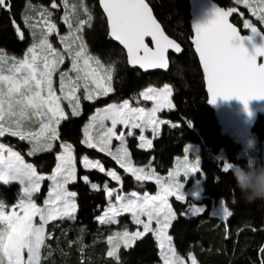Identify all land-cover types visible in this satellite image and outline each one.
I'll use <instances>...</instances> for the list:
<instances>
[{
    "label": "snow or ice",
    "instance_id": "snow-or-ice-1",
    "mask_svg": "<svg viewBox=\"0 0 264 264\" xmlns=\"http://www.w3.org/2000/svg\"><path fill=\"white\" fill-rule=\"evenodd\" d=\"M235 3L242 4L264 24V0H235ZM98 5L106 17L108 35L126 50L129 65L144 71L167 70L170 51L182 52L181 45L165 33L147 0H98ZM12 9L11 0H0V12L10 14L15 33L24 40L25 32L11 16ZM61 9L63 15L59 19L67 29L63 34L55 19ZM237 11L235 7L224 10L214 6V18L195 25L191 43L202 67L208 103L215 104L218 97L225 100L235 97L247 108L249 100L264 99V63L258 62V57H264V47H255L254 53L245 47L243 41L252 37L242 36L229 22ZM93 19L86 0H50L47 6L27 0L22 21L31 36L30 46L22 57L0 50V138L16 137L27 142L29 157L55 152V167L45 174L27 162L14 146L0 142V183L20 185L16 203L9 206L0 200V264H44L47 257L43 253L50 248L47 241L53 236L49 225L56 227L53 222L77 218L78 194L69 185L78 179V156L74 145L62 139L60 131L62 122L69 119L65 104L71 109V116L77 117L81 115L82 100L95 101L114 92L112 65L105 67L100 58L89 52L84 39L86 29L93 27ZM243 28L258 33V27L248 19L243 20ZM66 62L69 66L62 67ZM145 102H151V106H145ZM175 107L170 84L149 86L138 96L97 108L83 126L82 145L110 157L141 187L145 181H152L157 187L155 194L125 192L124 181L116 169L106 168L102 160L88 155L79 157L83 169L103 173L118 185L111 187L107 180L103 183L107 205L96 217L97 222L121 225V218L127 215L135 226L131 231L125 223L107 236V256L115 264H121V249L132 248L148 234L158 244L162 264H188V261L198 264L191 252L187 260L178 253L169 229L177 219L170 198L186 203L178 177L199 172V160L189 159L186 146L183 155L175 158L174 167L163 176L152 167L151 161L137 166L129 151V138L138 139L140 149H151L153 139L161 133V125L178 127L160 117L165 110L172 111ZM148 132L153 139L148 138ZM230 168L226 163L222 171L229 173ZM79 179L90 184L92 190H101V185L92 183L88 175ZM46 181L47 192L40 204L37 197ZM221 207L220 219L225 222L227 239V222L233 212L223 200ZM202 212V208L188 205L182 215L199 216ZM259 252L260 264H264V247Z\"/></svg>",
    "mask_w": 264,
    "mask_h": 264
},
{
    "label": "trees",
    "instance_id": "trees-1",
    "mask_svg": "<svg viewBox=\"0 0 264 264\" xmlns=\"http://www.w3.org/2000/svg\"><path fill=\"white\" fill-rule=\"evenodd\" d=\"M213 1L225 10L235 7L243 13L241 18L236 14L231 16V22L241 34L243 33L241 23L244 19L250 20L260 28L258 22L249 16L244 8L236 7L232 0ZM26 2L27 0H11L13 5L11 16L25 32L24 40L18 39L10 14L0 12V49L16 54H20L25 49L29 40L22 22ZM32 2L36 3L38 0ZM86 2L92 8L94 19L93 27L86 29L84 39L91 54L96 55L107 65H112L114 92L94 103L83 102L80 116L70 117L62 122L60 127L62 139L74 145L78 159L88 155L91 159L102 160L106 168H114L120 172L109 157L80 143L81 127L95 107L102 103H119L123 99L138 96L140 91L149 86L162 87L165 83L170 84L173 87V103L176 107L172 111H164L160 117L175 123L178 127L173 128L171 124L162 125L161 133L153 139V147L150 150L140 149L137 139L129 138V151L136 165L143 166L151 161L152 167L159 174L165 175L172 167L175 158L182 156L186 145L199 146L200 171L197 172V177L201 180V199L194 201L187 198L186 203L174 199L170 201L177 212V219L172 222V227L169 229L174 246L183 256L191 252L196 256L198 264H260L262 256L259 249L264 247V200L247 202L236 187L233 170L230 169L229 173L222 171L224 162L234 169L237 165L244 166L249 163L247 157L241 154V145L222 132L216 114L208 104L203 74L191 43L188 0H147L165 33L182 48L180 54L170 55L169 69L166 73H144L129 65L125 52L108 35L107 23L98 0H86ZM14 44H18V47H14ZM251 134L257 141H264V115L256 117ZM2 141L20 151L27 162L38 167V171L49 174L55 165V152L29 157L17 139L4 137ZM220 153L223 159L219 160ZM255 165L260 164L256 162ZM83 175H88L93 183H103L105 180L101 174L78 169L77 182L69 185L70 190L78 194L77 218L72 222H53L58 225L56 227L49 225L48 230L53 236L47 241L50 248L43 253L47 257L44 264H115L112 258L105 257L107 248L103 242L91 244V235L98 230L95 210L104 207L106 202L101 192H91L83 184L79 179ZM121 176L125 192L134 190L148 191L151 194L156 192L153 183L145 181L141 187L140 182L135 181L131 176L124 174ZM15 187L16 184L8 189L0 187V195L11 192ZM46 192L45 182L40 196H44ZM221 200L233 212V216L227 222L229 236L227 239L225 222L212 213V207L217 206ZM188 205L200 207L203 212L199 216H193L191 213L182 215ZM108 228V226L99 227L100 230ZM69 240L76 243L67 246ZM49 251H51L50 256H48ZM120 255L121 264H162L157 243L151 234L137 241L132 248L121 249Z\"/></svg>",
    "mask_w": 264,
    "mask_h": 264
},
{
    "label": "rangeland",
    "instance_id": "rangeland-1",
    "mask_svg": "<svg viewBox=\"0 0 264 264\" xmlns=\"http://www.w3.org/2000/svg\"><path fill=\"white\" fill-rule=\"evenodd\" d=\"M235 3V0H232ZM57 2H59V0H57ZM33 3V2H32ZM36 3H43L45 4L46 6L50 4V0H38V2ZM35 4V3H34ZM26 5V4H25ZM236 7H241V8H244L245 11L249 14V16H251L252 18H254L256 20V18L254 16H252V14L248 11L247 8H245L242 4L241 5H237L236 4ZM91 8V7H90ZM25 9V8H24ZM92 10V8H91ZM24 12V11H23ZM233 14H236L237 16H239L240 18L242 17L241 16V12L238 10L236 13H233ZM63 15V9H61L58 13H57V16L55 17L56 19V22L58 23V26L60 28V31L61 33L63 34L64 32L67 31L66 29V26L62 23V21L59 19L60 16ZM94 16V15H93ZM259 25L260 28H258V32L260 33V35L263 37V32H264V24H261L258 20H256ZM23 22V21H22ZM242 24V31H243V35L245 36H251L253 33L250 31V30H247V29H244L243 28V23ZM24 27V25H23ZM24 29L27 31V29L24 27ZM27 36L29 38V40H27L26 42V47L25 49L20 53V54H16V53H12V52H9L5 49H0V50H3L4 52H6L7 54L9 55H15L17 57H22L24 52L26 51V49L30 46V43H31V36L29 35L28 31H27ZM264 38V37H263ZM19 39V37H18ZM53 39V42L56 43V45L59 47V44H58V41L56 40L55 37L52 38ZM20 40V39H19ZM18 40V41H19ZM14 47H18V44H14ZM96 56V55H95ZM102 62V61H101ZM105 67L109 66L107 65L106 63L102 62ZM69 66V64L66 62V64L62 67L64 68H67ZM105 97H101L95 101H84L82 100L81 102V113H82V104L83 102H88V103H94L100 99H103ZM147 105L146 106H151V102H146ZM107 105V103H102V105L100 106H97L95 107V109L93 110V113L95 112V110L97 108H102V107H105ZM65 110L66 112L69 114V118L70 117H73L71 116V109L67 107V105L65 104ZM167 111V110H165ZM91 114V115H92ZM90 115V116H91ZM89 116V117H90ZM217 116V115H216ZM220 116L217 117L218 119V122L221 126V130L223 133L229 135L230 137H232L234 140H236L242 147V150H241V154L245 157H247V160H248V163L250 164H255L256 162H259L260 165H264V141H257V139H255L253 137V135L251 134V127H252V124H253V120H254V114L252 113L251 109H244L242 111V114L240 116V119L238 122H236L235 120H232L231 118H229L228 116L225 115V117L227 118H219ZM89 119V118H88ZM88 122V120L86 121V123ZM85 123V124H86ZM84 126V125H83ZM83 126L81 127V139L83 138ZM162 126V125H161ZM138 130H137V135H138ZM146 135L148 136L149 139H153L152 135L150 132L146 133ZM6 137H9V136H6ZM4 138V137H3ZM3 138H0V142H3L2 139ZM13 139H17L16 137H12ZM155 139V138H154ZM19 143H21L23 145V147L25 148V153L27 155V152L30 148V145L27 144V142H23V141H19ZM137 142L139 144V141L137 139ZM117 143L114 141V144ZM188 148H189V152H188V157L190 160H199V163H200V159H199V146L196 145V144H188L186 145ZM185 146V147H186ZM58 150V149H57ZM143 150H150V149H143ZM243 153L247 154V155H244ZM183 155V154H182ZM110 158V157H109ZM111 159V158H110ZM218 159H223V155L222 153L219 154L218 156ZM114 162V161H113ZM115 163V162H114ZM174 164H175V160L173 162V165L172 167H174ZM226 164V162H224V165ZM118 168L119 166L116 165ZM138 166V165H137ZM55 167V165H54ZM53 167V168H54ZM171 167V168H172ZM52 168V169H53ZM81 169L83 171H89V170H85L83 169V167L79 164V159H78V165H77V170L78 169ZM170 168V169H171ZM120 169V168H119ZM169 169V170H170ZM231 170H235L232 166L230 168ZM95 173H98V174H101L104 176L105 180L103 181V183L107 180L109 182V185L111 187H118V185H116V182L114 181H111L110 178L106 177L103 173H99L97 172L96 170H91ZM120 175L124 174V175H129L131 176L130 174H126L124 173V171L122 169H120V172H119ZM161 175V174H160ZM167 173L163 176H166ZM84 176V175H83ZM134 179V177H132ZM82 181V180H81ZM178 181L183 185V188H182V191L185 195V199L187 198H191L192 200L194 201H197L201 198V195H200V188H201V180L197 177V173H194V174H190L189 176L185 177L183 175H181L180 177H178ZM83 182V181H82ZM146 182H150V183H153L155 185L154 182L152 181H146ZM93 183V182H92ZM103 183H97V184H100L101 185V190L100 191H96V190H92L91 187H90V184H85L83 182V184L91 191V192H101L104 197H105V206L104 207H101V208H97L95 210V222H96V226L98 227V230L96 232H94L91 236V244H96L97 242H103L105 245H106V248L108 249V245L106 243V239H107V236L109 234H111L112 231H115L117 230L118 228H120L123 224H128L129 226V230L131 231H134L135 230V226L131 224L130 222V217L129 216H124L122 217V221H121V225H116V226H108L109 228L107 230H100L99 227L101 226H106V225H100L97 220H96V217L101 215L107 205V198L103 192ZM13 184H16V187L13 188V190L11 192H5L3 194L0 195V200L4 201L7 205L11 206L12 204L16 203L17 201V198H18V194H19V191H20V185L18 183H13ZM11 184V185H13ZM11 185L9 186H5L3 185L2 183H0V187H4V188H7L10 187ZM48 186V182L46 181V187ZM156 186V185H155ZM156 191H157V187H156ZM155 194V193H153ZM46 195V193H45ZM45 195L44 196H40V194H38V197H37V202L42 204L43 202V199L45 198ZM175 198L172 197L170 198V201ZM222 210V207L220 206H213L212 207V213H213V210ZM72 222V221H71ZM72 240H69L68 243L66 244L67 246H69L71 243ZM157 243V242H156ZM157 248H158V244H157ZM107 249H106V253H105V257H108L107 256ZM158 252H159V248H158ZM187 255H185V259L187 260ZM160 258V257H159ZM161 260V259H160ZM162 263V261H161ZM188 264H190V261H188Z\"/></svg>",
    "mask_w": 264,
    "mask_h": 264
},
{
    "label": "water",
    "instance_id": "water-1",
    "mask_svg": "<svg viewBox=\"0 0 264 264\" xmlns=\"http://www.w3.org/2000/svg\"><path fill=\"white\" fill-rule=\"evenodd\" d=\"M188 2H189V7H190V26H191V32H192V37H193V35L195 34V25L205 24L209 20L214 18V6H218V7H220V6L217 3H215L213 0H188ZM101 10H102V8H101ZM102 13H103V10H102ZM103 16H104V14H103ZM104 18L106 20L105 16H104ZM229 22H231V16L229 17ZM106 23H107V21H106ZM241 35L244 37H252L250 40L245 39L243 41L245 47L249 50L250 53H254L255 47H257V46L264 47V38L260 35L259 32L257 34H252L251 36H245L243 34H241ZM147 39H148V42H150V38H147ZM114 42L117 45H119L118 42H116V41H114ZM119 46L125 52L126 57H127L126 50H124L121 45H119ZM171 54H175V53L170 51L169 56ZM196 57H197L198 62H199V58H198L197 54H196ZM258 62L264 63V57H258ZM199 66H200V69L202 72V67H201L200 63H199ZM133 67L138 68L139 70H141L144 73H156V72L166 73L169 69V68L167 70L155 69V70L144 71V70L140 69L138 66H133ZM202 74H203V72H202ZM204 85H205V91L207 93L205 82H204ZM207 98L209 99L208 94H207ZM208 104L212 108V110L215 112V114L217 115L216 117L220 116L221 118H223V117L226 118L225 117V115H226L229 118H231L232 120H235L236 122L239 121L240 116L242 114V111L244 109H251L252 113L254 114V120L256 119V117L258 115H264V99L249 100L247 108L245 107L243 102H241L240 100H238L235 97H232V98L227 99V100L218 97L215 104H210V103H208ZM254 120H253V122H254Z\"/></svg>",
    "mask_w": 264,
    "mask_h": 264
},
{
    "label": "clouds",
    "instance_id": "clouds-1",
    "mask_svg": "<svg viewBox=\"0 0 264 264\" xmlns=\"http://www.w3.org/2000/svg\"><path fill=\"white\" fill-rule=\"evenodd\" d=\"M232 175L247 202L264 200V165H237Z\"/></svg>",
    "mask_w": 264,
    "mask_h": 264
},
{
    "label": "built area",
    "instance_id": "built-area-1",
    "mask_svg": "<svg viewBox=\"0 0 264 264\" xmlns=\"http://www.w3.org/2000/svg\"><path fill=\"white\" fill-rule=\"evenodd\" d=\"M213 213L220 217L222 214V210L221 209L220 210H213Z\"/></svg>",
    "mask_w": 264,
    "mask_h": 264
},
{
    "label": "crops",
    "instance_id": "crops-1",
    "mask_svg": "<svg viewBox=\"0 0 264 264\" xmlns=\"http://www.w3.org/2000/svg\"><path fill=\"white\" fill-rule=\"evenodd\" d=\"M217 205L220 207L221 206V202H218Z\"/></svg>",
    "mask_w": 264,
    "mask_h": 264
}]
</instances>
